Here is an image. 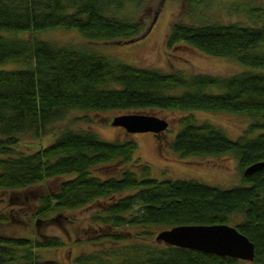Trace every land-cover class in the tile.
<instances>
[{"label":"trees","instance_id":"1","mask_svg":"<svg viewBox=\"0 0 264 264\" xmlns=\"http://www.w3.org/2000/svg\"><path fill=\"white\" fill-rule=\"evenodd\" d=\"M145 0H0V64L18 62L24 68L0 69V190H18L46 179L74 173L58 188L41 195L35 212L40 220L62 209L100 202L92 214L107 230L106 239L122 240L126 227L139 228V242L112 245L75 258L78 264H249L229 256L148 242L149 228L182 224L227 223L253 243L255 263L264 264V169L245 176L243 170L264 160V24L203 23L171 25L166 44L187 43L212 56H232L250 69L230 76L161 72L91 52L87 48L25 38L41 31L76 29L88 40H133L144 30L129 14ZM200 0H190L195 5ZM264 16V7H250ZM217 87L219 91H207ZM229 111L255 117L232 139L208 120L182 115V127L170 141L180 155L233 154L241 183L229 188L195 179L150 177V166L134 157L131 139L105 141L88 128H61L51 143L31 153L18 152L21 134L40 137L69 109L84 111L148 108ZM256 133V134H255ZM255 134V135H253ZM133 163L116 175L95 168ZM4 219L6 217L0 216ZM159 242V243H158ZM58 237L44 240L0 237V264H58L41 259L38 250L59 246Z\"/></svg>","mask_w":264,"mask_h":264},{"label":"rangeland","instance_id":"2","mask_svg":"<svg viewBox=\"0 0 264 264\" xmlns=\"http://www.w3.org/2000/svg\"><path fill=\"white\" fill-rule=\"evenodd\" d=\"M250 7H264V0H200L192 5L190 0H145L134 13L128 7L118 12V16H134L139 19L144 30L133 40L110 39L88 40L76 29L55 28L35 35L20 33L25 38L47 40L60 45L87 48L102 54L112 61H120L138 67L156 69L161 72H179L189 76L194 73H209L230 76L250 69L232 56H212L195 47L179 42L167 46L166 39L171 25L184 22L192 25L203 23L237 22L243 25L264 24V16L259 17ZM27 67L18 62L0 64V69ZM207 91L217 92V87ZM140 113L154 114L168 121V128L160 134L152 132L128 133L121 126H113L110 121L121 113L120 110L84 111L69 109L63 117L48 126V132L40 137L27 132L19 135L16 151L31 153L52 142L57 132L68 125L74 128H88L105 141L131 139L136 142L134 157L150 166L149 176L163 179H195L208 185L229 188L241 183V171L237 158L229 153L203 154L181 157L170 148V141L182 127V115L192 113L198 120H208L221 128L229 138L241 135L255 117L229 111L168 110L148 108ZM256 134V133H255ZM253 134V135H255ZM131 168L137 176L143 177L141 170L133 163H115L95 168L102 176L116 175L124 168ZM74 173L46 179L30 187L18 190H0V237H24L46 239L58 237L62 244L50 248H40L41 259H51L58 264H78L75 258L112 245L139 242V228L126 227L121 231L122 240L106 239L107 229L94 221L92 214L101 205L92 203L76 209H62L49 213L47 218L35 217L39 197L55 191L62 180ZM159 227L149 228L152 234L148 242H154ZM159 243V242H158ZM159 244H164L160 242ZM249 264H259L246 261Z\"/></svg>","mask_w":264,"mask_h":264},{"label":"water","instance_id":"3","mask_svg":"<svg viewBox=\"0 0 264 264\" xmlns=\"http://www.w3.org/2000/svg\"><path fill=\"white\" fill-rule=\"evenodd\" d=\"M110 123L123 127L128 133L158 134L168 128L166 119L140 112L120 113L115 115ZM262 169L264 160L256 161L245 167L243 174L248 176ZM155 240L243 261H252L255 256L254 243L235 226L227 223L175 225L159 230Z\"/></svg>","mask_w":264,"mask_h":264},{"label":"flooded vegetation","instance_id":"4","mask_svg":"<svg viewBox=\"0 0 264 264\" xmlns=\"http://www.w3.org/2000/svg\"><path fill=\"white\" fill-rule=\"evenodd\" d=\"M161 133V132H160ZM160 133H158V134H160Z\"/></svg>","mask_w":264,"mask_h":264}]
</instances>
